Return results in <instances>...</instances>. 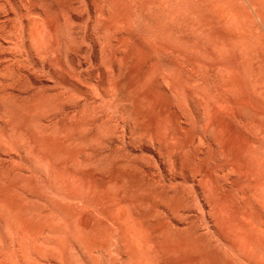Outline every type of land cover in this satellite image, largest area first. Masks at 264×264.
Instances as JSON below:
<instances>
[{
    "label": "rangeland",
    "instance_id": "1",
    "mask_svg": "<svg viewBox=\"0 0 264 264\" xmlns=\"http://www.w3.org/2000/svg\"><path fill=\"white\" fill-rule=\"evenodd\" d=\"M0 264H264V0H0Z\"/></svg>",
    "mask_w": 264,
    "mask_h": 264
}]
</instances>
